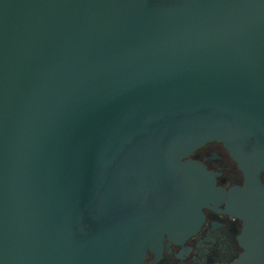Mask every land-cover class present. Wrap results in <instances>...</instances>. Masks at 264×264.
Instances as JSON below:
<instances>
[{
  "label": "water",
  "instance_id": "1",
  "mask_svg": "<svg viewBox=\"0 0 264 264\" xmlns=\"http://www.w3.org/2000/svg\"><path fill=\"white\" fill-rule=\"evenodd\" d=\"M262 180L264 0H0V264H144L225 197L264 264Z\"/></svg>",
  "mask_w": 264,
  "mask_h": 264
},
{
  "label": "flooded vegetation",
  "instance_id": "2",
  "mask_svg": "<svg viewBox=\"0 0 264 264\" xmlns=\"http://www.w3.org/2000/svg\"><path fill=\"white\" fill-rule=\"evenodd\" d=\"M190 160L202 164L207 171L215 174L216 186L230 192L244 184L243 173L229 156L228 151L218 142H209L195 151ZM264 185V181L262 180ZM218 205L210 203L204 208L200 229L182 244L166 239L161 255L148 251L144 264H241L245 253L243 239L244 221L226 210V201ZM259 220L264 213V204L255 205ZM262 225V222H258ZM248 264H258L257 256ZM246 264V263H245Z\"/></svg>",
  "mask_w": 264,
  "mask_h": 264
}]
</instances>
